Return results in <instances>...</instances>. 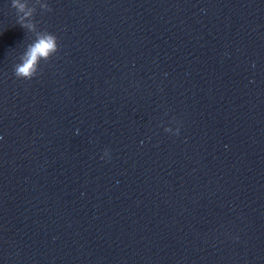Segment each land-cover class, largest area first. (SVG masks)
Segmentation results:
<instances>
[{
	"label": "clouds",
	"instance_id": "clouds-1",
	"mask_svg": "<svg viewBox=\"0 0 264 264\" xmlns=\"http://www.w3.org/2000/svg\"><path fill=\"white\" fill-rule=\"evenodd\" d=\"M11 7L16 10L17 24L35 37L19 56L20 62L14 65V75L17 78L31 80L38 75L40 62L49 61L58 51L57 36L47 30H39L38 22L34 20L37 7L42 15L51 12L52 9L44 0H33L31 4L29 0H11Z\"/></svg>",
	"mask_w": 264,
	"mask_h": 264
}]
</instances>
